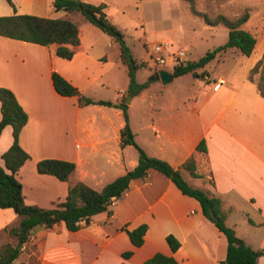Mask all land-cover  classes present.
<instances>
[{
	"label": "crops",
	"instance_id": "obj_1",
	"mask_svg": "<svg viewBox=\"0 0 264 264\" xmlns=\"http://www.w3.org/2000/svg\"><path fill=\"white\" fill-rule=\"evenodd\" d=\"M52 1L12 0L17 13L68 18L75 14L55 10ZM84 1L105 2L108 7L111 4V0ZM148 1L139 0L138 4L143 8ZM236 4L248 12V19L240 27L256 38L252 53L244 55L245 68L214 73L206 64L195 73L200 81L191 97L180 98L171 107L159 104L144 113L141 121L151 132L143 126L149 135L140 146L148 155L180 170L182 163L193 156L200 175L192 177L199 180L196 186L222 200L226 224L257 249L264 246V96L248 75L264 52V0H237ZM12 13L7 0H0V16ZM107 16L113 22L112 16ZM74 21L80 29V45L71 59L58 57L52 44L43 46L0 36V87L14 93L28 116L19 144L30 158L16 177L25 203L43 208L64 200L69 185L79 181L100 190L138 158L137 151L130 149L132 145H120L123 117L119 108L93 103L80 106L75 96L59 95L53 87L51 74L55 71L93 100L120 101L127 96L125 88L123 92L114 84L115 64L122 65L119 50L117 58L110 61L109 48L115 40L105 39L107 49H103L98 44L104 38L99 28L85 18ZM230 53L225 56L234 59L240 52ZM202 71L206 74L199 77ZM217 82L220 85L214 89ZM95 86L100 93L111 89L113 96H90ZM129 104L131 101L128 108ZM128 118L136 139L138 132ZM201 140L206 152L196 149ZM11 143L12 129L6 125L0 134L1 165V156ZM44 158L73 161L75 170L66 181L38 173L36 162ZM110 209L111 215L99 212L76 231H69L63 222L33 228L12 264H142L156 252L173 256L178 264H222L225 258L226 237L205 218L200 203L181 193L155 169L131 180ZM19 221L12 208L0 207V246L13 244L12 238L17 242L7 229ZM141 224L147 225L144 241L134 246L121 226L133 229ZM167 234L179 240L177 251L167 244ZM126 251H132L128 258L122 256ZM257 264H264V255Z\"/></svg>",
	"mask_w": 264,
	"mask_h": 264
},
{
	"label": "trees",
	"instance_id": "obj_2",
	"mask_svg": "<svg viewBox=\"0 0 264 264\" xmlns=\"http://www.w3.org/2000/svg\"><path fill=\"white\" fill-rule=\"evenodd\" d=\"M186 1L190 11L194 15L202 17L208 26L219 24L225 26L228 29V36L223 44L206 51L199 58L188 59L183 64L174 66L172 68L174 77L196 73L197 69L203 68L218 54L230 49L238 50L245 56L252 53L256 38L251 32L240 27L248 19L247 11L234 17L223 14L212 17L197 10L194 0ZM7 2L12 7L13 13L0 16V36L43 46L52 44L58 57L63 59L73 57L80 45V29L77 22L68 17L17 13L12 0H7ZM52 5L57 11L79 12L90 24L117 42L121 64L127 69V94L136 95L150 82L159 79L161 69H155L150 73L146 82H137L136 73L146 63L133 55L125 41L123 31L108 18L106 12L108 5L105 2L95 4L84 0H53ZM198 76H200L199 73ZM248 77L255 82L257 89L264 96V52L250 69ZM51 80L59 95L75 96L80 106L93 103L119 108L123 117V125L120 129V145H132L137 151L138 158L130 169L106 183L100 190L79 181L69 185L65 199L55 203L51 208L25 203L22 186L16 174L30 158V155L19 144V134L26 124L28 116L14 93L6 87H0V134L6 125L11 126L12 129V143L1 156L3 165L0 164V207L12 208L20 216L19 223L7 229L8 233L17 239V242L15 244L5 243L0 246V264L13 263L18 257L22 245L28 240L31 230L37 226L50 227L55 223L63 222L69 231H76L88 225L91 217L99 212L106 211L108 215H111L110 205L121 197L131 180L144 177L148 169L151 168L169 178L181 193L195 198L200 203L205 218L212 222L219 232L226 237L227 250L222 264H257L259 257L264 255V246L257 249L252 248L236 234L233 227L226 224V212L222 207V200L204 189L189 185L183 179L180 167L174 168L166 160L148 155L135 141L134 133L129 125L128 105L124 101L125 98L120 101L93 100L55 71L51 74ZM196 149L200 152H206L204 140L197 144ZM181 168L189 171L192 177L200 176L196 171V162L193 156L187 158L182 163ZM36 170L38 173L50 174L59 180L66 181L75 170V163L57 158H44L36 162ZM249 222L253 223L251 219ZM121 229L126 231L134 246H140L144 241L147 225L141 224L133 229H128L126 225H122ZM165 240L173 252L177 251L181 245L172 234H167ZM131 254L132 251H126L122 253V256L128 258ZM142 264H178V261L171 255L156 252Z\"/></svg>",
	"mask_w": 264,
	"mask_h": 264
},
{
	"label": "rangeland",
	"instance_id": "obj_3",
	"mask_svg": "<svg viewBox=\"0 0 264 264\" xmlns=\"http://www.w3.org/2000/svg\"><path fill=\"white\" fill-rule=\"evenodd\" d=\"M138 1L111 0V4L106 9L107 14L112 16L113 22L123 31L125 41L133 55L138 60L146 63L136 73L138 83L146 82L150 73L155 69H165L172 72L169 65L160 66L154 63L156 54L153 53V48L156 43L167 40L171 44V51L181 48L185 51L187 60H190L197 59L204 55L206 51L223 44L227 38L228 30L225 26L221 24L216 25L217 27L208 26L204 23L202 17L194 15L190 11L186 0H149L143 5V8L138 4ZM236 2L237 0H194L197 10L205 12L212 17L217 14L234 17L246 11L237 6ZM121 8L124 13H122ZM50 16L57 17L58 15ZM69 17L76 21L84 19L79 12L69 15ZM103 37L98 44L103 45L105 47L103 49H107L105 39L111 40L112 38L105 33ZM230 52H233V55L235 53L238 54V50L234 49L221 52L206 65V68L214 71V73L219 71L229 72L234 68L244 69L247 58L239 53L234 59H229L225 55ZM109 53H112L110 57L112 62L118 56L117 42H115L113 47L109 48ZM201 70L202 68L197 69V72ZM114 72V84L117 89L121 88L124 92L125 89L127 90L126 86L128 84V75L125 68L117 63L115 64ZM199 74V77H201L206 74V71H202ZM104 78L106 79V77ZM199 81L200 79L195 76V73H187L177 76L167 84H163L158 79L154 80L136 95L127 94L124 101L132 95L129 98L131 104L127 108V113L130 116L132 127L138 132L135 140L139 145L142 146L151 132L147 128L146 123L143 120L141 121L144 113L149 111L151 107L156 108L159 104L164 103L171 107L176 100L191 97ZM89 92L90 96L95 97L113 96L111 95V89L107 90L106 93H100L97 86ZM113 94L116 95V91ZM185 102H187L186 99ZM143 126H146V130L149 133L142 129ZM130 149L136 152L134 148ZM180 171L183 179L189 185L198 188L196 184H198L199 180L192 178L186 169H181ZM12 242L13 244L15 243L14 238H12Z\"/></svg>",
	"mask_w": 264,
	"mask_h": 264
},
{
	"label": "built area",
	"instance_id": "obj_4",
	"mask_svg": "<svg viewBox=\"0 0 264 264\" xmlns=\"http://www.w3.org/2000/svg\"><path fill=\"white\" fill-rule=\"evenodd\" d=\"M171 44L167 40L160 41L155 44L153 48V53L156 54L154 57V63L160 66L169 65L171 69L174 66H179L183 64L186 60V53L184 50H170ZM220 82L214 84L213 88L217 89Z\"/></svg>",
	"mask_w": 264,
	"mask_h": 264
},
{
	"label": "water",
	"instance_id": "obj_5",
	"mask_svg": "<svg viewBox=\"0 0 264 264\" xmlns=\"http://www.w3.org/2000/svg\"><path fill=\"white\" fill-rule=\"evenodd\" d=\"M173 74H172V72L171 71H169V70H165V69H161L160 71H159V79H160V81L163 83V84H167V83H169L170 81H172V79H173ZM132 95H130V97H131ZM130 97H128L127 99H126V101H125V103L126 104H128L129 103V98Z\"/></svg>",
	"mask_w": 264,
	"mask_h": 264
}]
</instances>
